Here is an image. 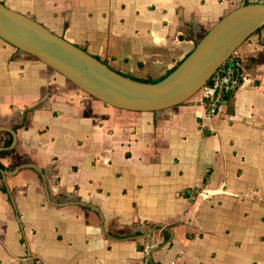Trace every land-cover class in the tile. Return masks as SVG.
<instances>
[{
	"label": "crops",
	"instance_id": "crops-1",
	"mask_svg": "<svg viewBox=\"0 0 264 264\" xmlns=\"http://www.w3.org/2000/svg\"><path fill=\"white\" fill-rule=\"evenodd\" d=\"M118 74L161 81L245 0H0ZM200 130V94L118 110L0 39V264H264V29Z\"/></svg>",
	"mask_w": 264,
	"mask_h": 264
},
{
	"label": "water",
	"instance_id": "water-1",
	"mask_svg": "<svg viewBox=\"0 0 264 264\" xmlns=\"http://www.w3.org/2000/svg\"><path fill=\"white\" fill-rule=\"evenodd\" d=\"M264 29V6H244L216 24L165 79L139 83L111 70L36 22L0 4V39L112 108L152 113L179 106L199 93L218 68L252 35Z\"/></svg>",
	"mask_w": 264,
	"mask_h": 264
},
{
	"label": "built area",
	"instance_id": "built-area-1",
	"mask_svg": "<svg viewBox=\"0 0 264 264\" xmlns=\"http://www.w3.org/2000/svg\"><path fill=\"white\" fill-rule=\"evenodd\" d=\"M245 5L264 6V0H245ZM243 75V60L241 55L235 51L199 91L205 110L199 123L200 130L209 128L218 115L220 107L228 98L234 96L241 86ZM157 248L158 246L152 240H147L141 244L139 247L142 256L141 264H158L153 258Z\"/></svg>",
	"mask_w": 264,
	"mask_h": 264
},
{
	"label": "trees",
	"instance_id": "trees-1",
	"mask_svg": "<svg viewBox=\"0 0 264 264\" xmlns=\"http://www.w3.org/2000/svg\"><path fill=\"white\" fill-rule=\"evenodd\" d=\"M130 79L135 80V81H137L139 83H145V84H155V83H157V81H153V80H137V79H134V78H130Z\"/></svg>",
	"mask_w": 264,
	"mask_h": 264
},
{
	"label": "rangeland",
	"instance_id": "rangeland-1",
	"mask_svg": "<svg viewBox=\"0 0 264 264\" xmlns=\"http://www.w3.org/2000/svg\"><path fill=\"white\" fill-rule=\"evenodd\" d=\"M70 83V82H69ZM75 88V87H74ZM77 89V88H76ZM77 91L80 93V94H84V93H82L80 90H78L77 89ZM85 95V94H84ZM85 96H87V95H85ZM89 97V96H88Z\"/></svg>",
	"mask_w": 264,
	"mask_h": 264
}]
</instances>
